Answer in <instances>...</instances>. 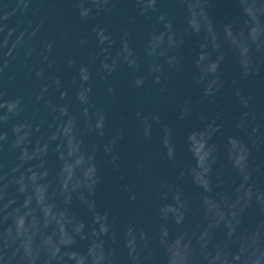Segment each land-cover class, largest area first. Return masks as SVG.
I'll return each mask as SVG.
<instances>
[{
	"label": "water",
	"instance_id": "95a60500",
	"mask_svg": "<svg viewBox=\"0 0 264 264\" xmlns=\"http://www.w3.org/2000/svg\"><path fill=\"white\" fill-rule=\"evenodd\" d=\"M0 264H264V0H0Z\"/></svg>",
	"mask_w": 264,
	"mask_h": 264
}]
</instances>
